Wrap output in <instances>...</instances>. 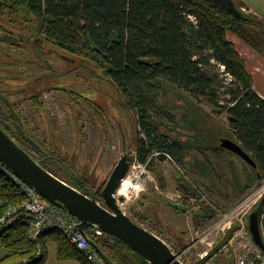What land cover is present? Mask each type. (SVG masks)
Instances as JSON below:
<instances>
[{
    "label": "trees",
    "instance_id": "trees-1",
    "mask_svg": "<svg viewBox=\"0 0 264 264\" xmlns=\"http://www.w3.org/2000/svg\"><path fill=\"white\" fill-rule=\"evenodd\" d=\"M14 1L16 13L30 14L32 41L42 34L64 53L104 68L136 115L142 163L153 165L154 153L160 150L165 153L162 157L167 158L168 153L183 164L185 156L194 152V144H203V176L225 185L227 192L222 195L226 201L244 195L264 179V98L254 88L246 58L229 39V34H234L264 55V18L248 11L245 1L233 0L235 14L207 0ZM203 104L218 116L227 115L228 126ZM173 131H177L175 137ZM221 136L240 143L257 163L255 168L245 161V166L231 167L233 185L218 171L228 162V156L214 148ZM15 140L27 150L25 142ZM33 157L58 176L50 160ZM243 174L248 177L246 184ZM69 184L103 202L101 190L87 191L78 181ZM232 186L239 193L229 199ZM180 190L198 196L192 186L181 185ZM0 199V264H46L51 242L57 244L59 258L88 264L58 230H48L33 240L26 218L2 228L3 215L26 201V195L1 170ZM211 212L203 205L204 217L212 218ZM87 231L108 264L146 263L119 238L105 232L98 235L93 227ZM221 254L223 264H235L233 256L227 258L229 254L223 250L214 257Z\"/></svg>",
    "mask_w": 264,
    "mask_h": 264
},
{
    "label": "rangeland",
    "instance_id": "rangeland-1",
    "mask_svg": "<svg viewBox=\"0 0 264 264\" xmlns=\"http://www.w3.org/2000/svg\"><path fill=\"white\" fill-rule=\"evenodd\" d=\"M254 2L260 4L264 9V0H254ZM259 6V5H258ZM52 47V49H50ZM47 48L50 49L52 52L47 51L48 57L50 56H59V52L55 53L56 46L51 42H48ZM17 53L21 55H27V53ZM64 53V52H63ZM65 55L77 58L76 56H71L69 54L64 53ZM57 59V60H56ZM50 58L53 61L54 65L56 66L54 70H51V75L46 77L45 80L41 81V85L45 87L52 86L46 94H42L41 97L43 102L47 105L48 108V117H52L53 122L56 128H51L54 134L60 133L64 136L65 145L69 147V150L66 149L64 146H61L60 143L57 141L54 144V147L57 151H59V155L62 158L67 159V161L74 164L79 172L88 174L89 179L91 180V184L94 188H98L101 184V180L103 176H100L99 171L96 170L97 167L94 168L93 165H89L90 163L87 159H83L81 156H85L89 158L91 162H95V156L97 152L100 150H104L103 160H99V163L105 167H108L110 170L118 163L120 157L124 153H130L131 156H136L137 149L134 138H131V134L134 135L136 133V121L134 112L130 109H125L124 107L118 103V92L114 84L108 80L107 77H95L93 79H83L80 76H73L72 74L66 75L67 73L72 72H83L86 71L84 67L80 64V59L77 58L74 62L75 64L66 63L67 61L59 60V58ZM83 64V63H82ZM5 66V71L7 83L10 86L21 87L28 80L27 72H32L35 74L40 73L45 69H36L33 66L29 71L24 68H18V70L22 71V74H18L14 71H10L12 66H19L17 63H7L1 64L0 68ZM24 66V65H20ZM46 68V67H45ZM76 68V69H75ZM76 71H75V70ZM102 71L101 69H98ZM25 71V73L23 72ZM27 71V72H26ZM49 72V73H50ZM42 73L40 77L43 75ZM53 74V75H52ZM4 77V75H3ZM232 79L229 77L228 81L230 82ZM28 85V84H27ZM55 87L60 88V90H51L55 89ZM83 89V90H82ZM78 91V93L93 99V101L100 106L109 107L113 105L112 109H109L110 113L112 114V118L110 113L107 111L101 114L95 113L92 111V106L88 103H83L82 99L79 100V109L80 114L73 113V107L76 105L74 101L77 99L75 96L70 94L68 91ZM38 97V98H39ZM79 98V97H78ZM24 110L28 114L29 117L33 118V120L37 119V115L39 114L38 111L34 110L31 106L30 99H26L24 103H22ZM204 108L211 113H213L217 119L228 126V117L227 115L218 116L216 112H213L210 106L203 104ZM121 113V111H123ZM41 111V109H40ZM39 111V112H40ZM115 111V112H113ZM116 114V115H115ZM117 116L118 121H122V125L124 130L128 133L127 134V143L126 148L124 149L123 145V137L122 132L119 130V127L116 123V119L114 118ZM120 116V117H119ZM36 117V119H35ZM44 117V115H43ZM95 117V118H94ZM76 122L77 128H72V123ZM100 122V124H98ZM57 130V131H56ZM52 133V135H53ZM131 133V134H130ZM50 142L51 139H50ZM53 144V143H52ZM62 148V150H61ZM72 148V149H71ZM73 149L81 153V158L78 157L77 160L73 162L74 157L76 156V152H73ZM76 158V157H75ZM233 159L236 163H240L237 157L233 156ZM222 164H224V160H222ZM100 164H96V166H100ZM52 168L57 171V165L55 163L51 164ZM74 165L72 166L73 169ZM225 165V164H224ZM157 167V170L160 173H163L166 177L168 186H167V198L173 201V198H178V177L181 174V171L176 166V164L171 161H163L160 162L158 165H153ZM226 171L228 169L226 168ZM108 173L107 171L105 172ZM189 174V173H188ZM62 178L72 182L67 177L63 175H59ZM68 176V175H67ZM191 178L193 176L189 174ZM127 180V188L123 186V183L120 187L119 194L126 196V201L123 204V210L126 211L127 214L134 215V209L138 208L139 200L144 202H148V204L152 206H156L160 204V213L163 216L164 225H161L162 229V236L166 241L169 240L176 249H184L191 244V247L188 249L174 251L178 254H182V258L188 257V262L194 260V258L200 257L204 251H208L210 249L209 242H211L215 237V235H209L207 230L215 223L216 219L220 217V211L229 210L232 208L241 198L243 195L235 198L231 201H226L222 198V196L216 191V189H210L204 186L203 191V205H208L211 209L215 211V217L210 220H206L203 216V226L200 229H197L196 224L192 223V215L198 208V202L195 200L191 201L189 204V214L188 216H178L174 217V211L171 209L170 205H168L167 201H165L157 191L158 186V179L156 176L155 171L145 167L144 164H139L135 160L133 166L131 167L126 179ZM219 180H222L219 179ZM260 182L255 184L253 187L258 185ZM144 187V188H143ZM252 187V188H253ZM144 190H143V189ZM222 188H225V185H222ZM142 193L137 195L139 192ZM137 195V196H136ZM142 196V197H141ZM141 197V199H140ZM1 205V199H0ZM166 213L171 214V217H166ZM195 215V214H194ZM193 215V216H194ZM174 217V218H173ZM188 225H190L193 229V235H175L171 231L175 230L176 233H180L181 229H187ZM165 226V227H164ZM148 228V227H147ZM189 228V227H188ZM151 229V227H150ZM180 229V230H179ZM152 231V229H151ZM219 240H217L218 242ZM216 242V240H215ZM216 242V243H217ZM215 243V244H216ZM214 244V245H215ZM183 251V252H182ZM230 255L227 256V258ZM46 264H82L78 260L74 259H61L58 256L57 251V244L55 242H51L49 245L48 251V258ZM207 264H223V256L213 257L208 261Z\"/></svg>",
    "mask_w": 264,
    "mask_h": 264
},
{
    "label": "flooded vegetation",
    "instance_id": "flooded-vegetation-1",
    "mask_svg": "<svg viewBox=\"0 0 264 264\" xmlns=\"http://www.w3.org/2000/svg\"><path fill=\"white\" fill-rule=\"evenodd\" d=\"M24 14L20 11L16 13L14 0H0V65L7 64V63L8 64L17 63V65L19 66H12L10 71H14L18 74H22V71L18 70V68H24V70L27 69V71H29L33 66H35L36 69L39 68V69H45V70H43L40 73H36V74L35 72L32 73V72L26 71L28 80L23 82L25 83L23 86L14 88L13 86L8 85L7 78L5 77L7 73L3 71L9 68H6L5 66L0 68V123L6 128H8L9 132L13 134L20 143L25 142L26 148L31 154L37 157H41L42 159L50 160L51 168H52L51 164L55 163L57 165V171H55V169L53 168L52 170L56 172L58 176L63 175L72 181V182H69L68 180L63 178L65 182L74 184L75 181H78V182H81V185H83L87 191H89L90 189H93L94 191H99V190L103 191V188L105 187L111 173L113 172V170L115 169L118 163L111 170L108 167H105V165L102 166L99 163V160L101 159L103 160V156L105 154H104V150L101 151V148L95 156V162H91L89 158H86L85 156H81V153H79V150L76 151L73 149V152H76V156H75L76 158L74 157L73 162L75 161V159L77 160V158L81 156L83 159H87L90 162L88 163L89 165H93L94 168L97 167L96 170L99 171L100 176H103L100 186L98 188L97 187L94 188L90 182L91 180L89 179L88 174L79 172L78 168L74 164L67 161V159L62 158L59 155V151L55 149L54 144L57 141L60 143L61 146H64L68 150H69V147L65 145L66 137L64 138V136L61 135L60 133L54 134L52 132L51 128L52 127L56 128V126L53 122L52 117L51 116L48 117L47 115L48 113L47 105L43 102L42 98L39 97L42 94H46L47 91L52 87V86L45 87L41 85V81L45 80V78L48 77L47 75L40 77L42 73L50 72L51 70L55 69L56 66L54 65L53 61L50 60V58H55V59L59 58V60L67 61L66 63H70V64H75L74 62H76L75 60H77V58H75L74 61L66 60L65 57H63V55H65L63 53V50H61L54 42H51V43L56 46L55 53L59 52V56L48 57L47 44L49 41L47 42V39L42 34L40 35V38H36L35 41H32L30 14H28L27 12H25ZM50 49H52V47H50ZM17 51L21 53H27V55L26 54L21 55L17 53ZM50 52L52 51L50 50ZM20 65H24V66H20ZM79 65L84 67L86 71L78 72L75 70L76 69L75 68L74 70L76 72H72V73L70 72V73H67L66 75H69V74H72L73 76L77 75V76H80V78H83L86 80L93 79L95 77H98V78L107 77L108 80H110L113 83L112 79L105 73L103 67H98L97 65L93 63H88L85 61L80 62ZM98 69H101L102 71H99ZM23 72L25 73V71ZM114 86L116 87L115 84ZM116 89L118 92V103H120L124 107V110H125L128 108L125 104V97L118 90L117 87ZM51 90L53 91L60 90V88L55 87V89H51ZM78 91L80 90H77V91L73 90L72 92L68 91L70 94L75 96V98H77L74 101L76 105L73 107V113L75 112L76 114L78 113L80 114L81 111L79 109V100L81 101V99H82V102L84 101L83 103H88L89 105L92 106L91 110L94 111L93 112L94 116H95V113H97L98 115L103 112L105 113L106 111L107 113H110V111L113 110L112 109L113 105L109 107L100 106L99 104L95 103L93 99H90L78 93ZM26 99H30L31 101L30 107H32L34 110L38 111L39 113L37 115L38 116L37 119L35 117L36 120H33V118L29 117L25 111L26 109L24 110L25 107H23L22 103H24ZM109 109L111 110L109 111ZM124 110L121 111V113H123ZM111 113L110 115L112 118ZM134 116H135V121H136V133L134 135H132L131 133L130 134H131V138L132 139L134 138L135 140L136 149H137V138H138L137 136H138V131L140 129L138 128V125H137L135 113H134ZM114 118L116 119V123L119 127V130L122 132L123 145H124L123 147L125 149L127 147L126 143L128 140L127 138L128 133L124 130L123 125L121 123L122 121H118L119 119H117V116H115ZM98 124H100V122H98ZM74 127L77 128L76 122L74 124L72 123V128L74 129ZM179 130L180 129H178L177 131ZM177 131H173V137H175V133H177ZM191 137L193 140L195 139L194 136H190V138ZM227 138L232 139L228 136L219 137L218 142H217V147H214V148H216L218 151L223 153L225 156H228V162L226 163L225 167L222 169H220L219 167L220 170L218 169V171H220L223 174H226L224 177L227 178L230 185H233L235 183L230 174L231 167L245 166L243 162L245 160H243L235 152L223 146L222 144L223 140ZM50 139L52 142H50ZM182 140H187V139H185V137H182ZM35 144H38L40 148L38 149L35 146ZM194 145H195L194 152H190L187 154V156H185V160L183 164L178 163L168 153H167V158L162 157V154H165L163 151L158 150L154 153V156L156 157V159L153 165H158L160 162L171 160L176 164V166L181 171V174L179 175L178 181H177L178 182L177 191H178L179 197L173 198V201L167 198L168 192L166 190H167L168 183H167L165 175L163 173H160L157 170L156 166H153L150 163H142L138 158V151L136 153V156H131L130 153L129 154L126 153V154L128 155V158H129L130 169L136 160L137 162H139V164H144L145 167H148L152 171L153 170L155 171L157 179H158V186L156 187L157 191L159 192L160 196L165 201H167L168 205H170L171 209L174 211V217H178V216L181 217L184 215L188 216L189 214L187 213L189 212V204H191V201L195 200L196 202H198L197 203L198 208L193 213V215L194 214L195 215L194 216L192 215V219H193L192 223H195L197 229H200L203 226V194H205V191H203L204 186L210 189H216V191L222 196L223 199H224V196L222 194L225 195L227 191L222 188L219 182L217 184L210 177L203 176V144L202 145L194 144ZM233 156L237 157L240 163H236V161L233 159ZM97 163L100 164V166H96ZM248 164L251 165L250 163ZM73 165H74V168H76V170L72 168ZM251 166L255 168L253 165ZM226 168L228 169V171H226ZM106 171L108 172L107 174L105 173ZM188 173L191 174L193 178H191ZM221 177H223L222 174H221ZM247 178L248 177L243 174V184H246L245 182ZM181 185L187 186V187L192 186L197 191L198 196L191 197L189 194L181 191L180 190ZM143 190H141V192H139L137 195H140ZM119 192H120V188L116 194L118 200H120V197L123 196L119 194ZM235 193L238 194L239 191L234 189L232 186L228 194L229 196L231 195L233 197ZM231 196L229 199L232 198ZM122 201L123 202L126 201L125 195ZM206 206L209 207L208 205ZM137 207L138 208H135L133 212L135 216H132V215L130 216L135 221H137L140 225L148 229L149 231H151L152 229L151 232L156 233L158 235H162L161 225L162 226L164 225L163 223L164 221H161V220H164L163 219L164 215L162 216L160 213V204H157L156 206H152L148 204V202L139 200V204ZM211 211L213 212L208 213V214L213 215V217L212 218L205 217L206 220H210L215 217L214 209H211ZM165 216L171 217V214L166 213ZM188 227L187 229L185 228L181 229V232L178 234L176 233L175 230L171 232L175 235H193V232H192L193 228L190 225H188ZM228 254L231 255L230 253Z\"/></svg>",
    "mask_w": 264,
    "mask_h": 264
},
{
    "label": "water",
    "instance_id": "water-1",
    "mask_svg": "<svg viewBox=\"0 0 264 264\" xmlns=\"http://www.w3.org/2000/svg\"><path fill=\"white\" fill-rule=\"evenodd\" d=\"M207 1L219 5L230 13L235 14L237 12L233 0ZM63 57L66 60H75V58L67 55H63ZM51 73L46 72L41 77L50 76ZM222 144L246 162L257 167V163L251 154L237 141L227 138L223 140ZM35 146L38 149L40 148L38 144H35ZM0 160L6 167L32 186L42 197L59 204L70 216L75 218L78 221L79 228L102 256L105 254L90 237L87 231L89 227L119 238L143 256L146 260L145 264H207L228 244L234 232L240 228L239 224L228 227L219 241L210 247L204 255L197 259L194 258L193 263H185L182 254L176 253L171 244L162 236L140 225L121 208L116 194L130 171V162L126 153L120 158L103 188V202L98 201L93 194L79 190L43 167L1 124ZM123 199L124 197L121 196L120 200ZM263 207L264 198L249 212L247 221V227L253 242L262 251H264V237L261 230ZM189 247H191V244L184 249L186 250Z\"/></svg>",
    "mask_w": 264,
    "mask_h": 264
},
{
    "label": "built area",
    "instance_id": "built-area-1",
    "mask_svg": "<svg viewBox=\"0 0 264 264\" xmlns=\"http://www.w3.org/2000/svg\"><path fill=\"white\" fill-rule=\"evenodd\" d=\"M222 67L224 69V66ZM0 170L7 174L26 195V201L20 206L9 208L3 215L1 218L3 229L26 218L30 223V236L33 240H37L42 233L55 229L60 231L67 241L83 254L88 264H108L79 228L75 218L42 197L32 186L6 167L1 160ZM262 198H264V179L245 193L232 208L220 211V217L207 230L212 237L215 235L214 239L208 243L209 246L212 247L224 235L228 227L239 224L240 228L234 232L228 244L223 247V251L233 255L235 264H264V251L253 242L247 227L249 212ZM119 204L123 209L124 202L119 200ZM261 230L264 237V207L261 215ZM96 234L101 235L102 232L96 230ZM206 252L204 251L202 255Z\"/></svg>",
    "mask_w": 264,
    "mask_h": 264
},
{
    "label": "crops",
    "instance_id": "crops-1",
    "mask_svg": "<svg viewBox=\"0 0 264 264\" xmlns=\"http://www.w3.org/2000/svg\"><path fill=\"white\" fill-rule=\"evenodd\" d=\"M243 1L246 2L248 11L264 18V9L260 4L254 0ZM229 39L236 44L240 53L246 58L248 69L254 76V88L264 98V55L255 51L234 34H229Z\"/></svg>",
    "mask_w": 264,
    "mask_h": 264
},
{
    "label": "bare ground",
    "instance_id": "bare-ground-1",
    "mask_svg": "<svg viewBox=\"0 0 264 264\" xmlns=\"http://www.w3.org/2000/svg\"><path fill=\"white\" fill-rule=\"evenodd\" d=\"M123 186L127 188V180L123 181Z\"/></svg>",
    "mask_w": 264,
    "mask_h": 264
}]
</instances>
